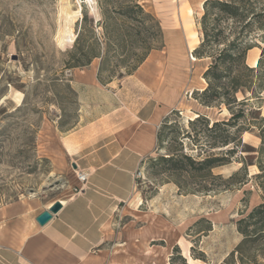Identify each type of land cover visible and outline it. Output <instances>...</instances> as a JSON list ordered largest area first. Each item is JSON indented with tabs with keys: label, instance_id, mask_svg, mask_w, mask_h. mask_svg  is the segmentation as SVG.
<instances>
[{
	"label": "rangeland",
	"instance_id": "1",
	"mask_svg": "<svg viewBox=\"0 0 264 264\" xmlns=\"http://www.w3.org/2000/svg\"><path fill=\"white\" fill-rule=\"evenodd\" d=\"M204 1L95 0L94 16L82 0H0V206L21 200L23 209H41L64 182L55 171L59 137L105 112H111L115 122L128 120L129 110L153 96L174 103L176 114L170 116L161 142L143 159L135 179L129 211L142 219L133 226H140L148 238L132 252L139 264H220L228 258L243 237L237 221L264 196L256 177L257 129L251 126L239 133L240 144L227 163L212 169L222 179L208 191L179 190L169 163L150 161L172 153L196 156V150L209 149L204 133L195 141V130L187 123L195 113L210 122L230 116L224 104L208 106L198 99L207 85L204 70L212 61L194 53L203 38ZM79 4L68 42L58 44L61 8L76 11ZM245 4L261 8L264 0H245ZM128 31L151 37L152 49L140 69H149L145 76L160 80L155 89L141 88L129 76L135 70L126 73L144 52ZM251 33L259 46L247 51L245 63L255 67L251 60L258 61L264 38L262 30ZM101 65L104 83L98 78L96 86L78 82L86 70L98 72ZM254 69L264 70V57ZM237 97L243 93L239 91ZM255 101L249 100L244 122L264 114V102L257 107ZM219 149L226 147L211 151ZM129 220L126 216L121 222ZM255 259L264 263V252L256 251Z\"/></svg>",
	"mask_w": 264,
	"mask_h": 264
},
{
	"label": "crops",
	"instance_id": "2",
	"mask_svg": "<svg viewBox=\"0 0 264 264\" xmlns=\"http://www.w3.org/2000/svg\"><path fill=\"white\" fill-rule=\"evenodd\" d=\"M145 61L129 76L152 90L160 80L145 76ZM81 76L80 84L97 85V69ZM173 108L149 96L129 110L128 120L115 122L105 112L59 137L55 171L64 182L55 194L36 211L23 209L21 200L0 206V264H139L132 251L148 235L133 226L143 221L129 211L134 172L155 150L159 125ZM76 170L88 173L85 185ZM56 201L59 210L40 225L37 215ZM126 216L130 220L122 223Z\"/></svg>",
	"mask_w": 264,
	"mask_h": 264
},
{
	"label": "trees",
	"instance_id": "3",
	"mask_svg": "<svg viewBox=\"0 0 264 264\" xmlns=\"http://www.w3.org/2000/svg\"><path fill=\"white\" fill-rule=\"evenodd\" d=\"M136 6L142 11L139 5ZM203 8L200 20L203 38L194 53L199 57L210 56L212 61L204 70L203 77L207 85L199 92L198 99L208 106L224 104L230 116L210 122L207 117L198 114L187 121L195 130L194 140L198 141V134L204 133L209 149L196 150V156L172 153L168 156L159 155L150 161L169 163L174 174L173 181L179 190L186 193L208 191L209 187L216 186L215 180L222 179L220 175L213 174L212 169L227 163L229 154L240 144L239 133L254 126L260 138L256 160L259 173L256 177L260 179L259 186L264 190V114L247 122L243 121L246 118V106L251 98L256 100L257 107H261L259 103L264 102V70L254 69L259 68L262 63L264 47L255 67L245 63L247 51L259 46L253 40L255 36L251 32L262 30L263 33L259 36L264 38V6L257 8L251 4L246 5L245 0H205ZM225 21L227 22L224 23ZM140 34L138 31H128L127 34L131 41L144 51L137 56L136 63L127 70V74L137 69L152 49L151 37ZM95 56L99 54L89 56L86 63ZM102 69V65L99 66L97 78L104 83L100 78ZM239 91L243 93L242 98L237 97ZM172 114H176L175 109L162 119L157 131V143L161 142L162 130L167 126ZM198 124L201 127L196 130ZM219 146L226 149L211 151ZM235 176L236 174L233 177ZM237 230L243 237L228 258L220 264H237V261L239 264H264L255 259L256 251L264 252V196L258 205L237 221ZM183 264L188 263L184 261Z\"/></svg>",
	"mask_w": 264,
	"mask_h": 264
},
{
	"label": "bare ground",
	"instance_id": "4",
	"mask_svg": "<svg viewBox=\"0 0 264 264\" xmlns=\"http://www.w3.org/2000/svg\"><path fill=\"white\" fill-rule=\"evenodd\" d=\"M82 1L91 9L90 11H92L94 16H97V9L95 6V0H82ZM80 5L81 4H79V7L76 11H74V10L72 11L69 7L61 8L62 13H63V23L60 25V27L58 29L57 36H56V40H57L58 44H64V43L68 42V40L71 36V23L73 22L75 17L79 16ZM197 5L201 6V1H199L197 3ZM192 59L196 60V58H192ZM256 63H257V58H254L253 60H251V65L254 66V65H256ZM202 80H203V78H202ZM195 116H196V113L194 114V117Z\"/></svg>",
	"mask_w": 264,
	"mask_h": 264
},
{
	"label": "water",
	"instance_id": "5",
	"mask_svg": "<svg viewBox=\"0 0 264 264\" xmlns=\"http://www.w3.org/2000/svg\"><path fill=\"white\" fill-rule=\"evenodd\" d=\"M60 202L56 201L50 205L48 209L43 210L39 215L36 217V221L40 224L43 225L45 224L52 216V213H55L59 210L60 208Z\"/></svg>",
	"mask_w": 264,
	"mask_h": 264
},
{
	"label": "built area",
	"instance_id": "6",
	"mask_svg": "<svg viewBox=\"0 0 264 264\" xmlns=\"http://www.w3.org/2000/svg\"><path fill=\"white\" fill-rule=\"evenodd\" d=\"M140 173H141V168L137 169L134 172V178L135 179L138 178ZM75 174H76L78 181H80L82 183V186L85 185L87 178H88V173L86 171H83V170H76Z\"/></svg>",
	"mask_w": 264,
	"mask_h": 264
}]
</instances>
